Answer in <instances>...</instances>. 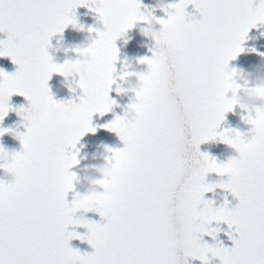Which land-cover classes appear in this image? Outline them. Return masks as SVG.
I'll return each instance as SVG.
<instances>
[{"label":"snow or ice","instance_id":"6c2138e0","mask_svg":"<svg viewBox=\"0 0 264 264\" xmlns=\"http://www.w3.org/2000/svg\"><path fill=\"white\" fill-rule=\"evenodd\" d=\"M178 0L175 15L148 18L139 0H123L121 11L103 18V31L92 42L97 64L93 75L82 81L79 103H57L48 81L58 65L48 55L53 36L69 26L77 27L75 10L96 0H0V57L17 66L11 75L0 71V93L23 96L29 104L18 115L25 121L21 151L17 153L18 182L0 185V264H264V122L257 126L261 138L244 148L243 164L218 163L199 147L219 140L230 144L229 133L218 131L233 107L226 100L235 86V72L228 65L241 52L250 29L264 25V0ZM192 5L200 19L187 15ZM146 19L174 36L157 42L147 66V88L137 93L141 102L137 118L126 128L121 117L105 125L118 133L124 147L108 149V163L119 180L106 185L99 216L105 223L88 221L81 236L73 217L76 146L86 134H95L92 118L111 111L109 98L118 58L116 40ZM61 105L74 110L70 133L56 137L45 122L47 108ZM130 107L127 106V108ZM11 109L0 108V122ZM127 111V109H126ZM11 130H0V136ZM239 135V133H236ZM3 149L0 148V152ZM216 173L228 177V192L239 203L229 209L227 200L208 209L212 191L204 177ZM215 222L226 224L233 247L203 243ZM234 229V234L231 231ZM233 235L237 238L233 239ZM78 239L93 249L81 254L69 246ZM211 258V259H210Z\"/></svg>","mask_w":264,"mask_h":264},{"label":"water","instance_id":"95a60500","mask_svg":"<svg viewBox=\"0 0 264 264\" xmlns=\"http://www.w3.org/2000/svg\"><path fill=\"white\" fill-rule=\"evenodd\" d=\"M142 5L141 12L146 14V9L152 8L156 4V0H139ZM168 4L178 3V0H166ZM259 4V0H256L253 7ZM187 15L194 17L196 20L200 19L199 13L194 9L192 5H189L186 9ZM75 17L77 20V27L69 25L62 34L53 36L50 40V45L47 49L48 55L51 57L52 62L56 65H60L66 60H75L76 57L72 51L75 47L84 45L87 46L95 40L96 32H89L90 28L99 29L103 31V26L99 24L98 17L93 11L89 10V7H79L75 10ZM156 19H166L162 12L157 11L155 13ZM156 29L159 28V24L153 22ZM146 27L143 23H137L132 29L128 30L123 36L116 40V47L118 49V58L115 65L116 75H119L123 67L127 63H131L134 67H137L138 71H147L146 65H136V61L141 58H151L150 49L154 48V42L145 40L140 30ZM7 39V34L0 33V41ZM243 52L240 53L234 60H231L228 65L229 72H236L239 75L255 76L264 75V25H257L256 28L250 29L244 43L241 45ZM0 71L6 74H13L17 71V66L14 65L10 58L0 57ZM237 84H242L241 79L236 80ZM62 77L57 74H53L48 81V88L53 99L57 102L73 101L79 103V98L82 95L80 89L77 88L76 93L73 95L69 93L66 87H62ZM75 87V85H73ZM230 95V93H229ZM109 98L115 101V105L110 112L104 116L96 114L92 118V127L97 130L95 134H86L81 138L76 146V151L79 153L77 159L78 164L71 168L70 173L75 174L78 177H82L83 170L89 166H102L105 161L100 158H93L94 154L101 153L105 148L112 150L123 149L124 145L120 138L113 132L107 131L105 125L112 122L116 117H122L127 109L128 104L132 99L131 94L118 95L115 85L109 93ZM29 107L28 101L20 95H13L10 98V111L2 122H0V130H18L21 133H25V121L17 114L21 108L27 109ZM245 113L241 109L234 108L233 111L226 113L223 123L220 125L218 131L239 130L241 132H248L250 126L242 122V117ZM0 148L3 150H9L14 152L21 151V143L18 140H14L10 135V131L0 136ZM201 153H206L210 157L215 158L218 163H226L229 156L232 155L231 149L220 142L219 140L214 142H207L201 144L199 147ZM3 176V172L0 171V177ZM208 181H215L218 177L215 174H211ZM227 180L228 177H223ZM84 189L80 184L74 183V191L70 192L67 196V202L71 203L73 197L77 193H83ZM205 200L214 201V207H220L227 200L229 209L235 208L239 201L234 198L229 192H221L217 190L215 193H206ZM89 221L95 223H105L99 213H89L86 217ZM215 227V225H213ZM75 230L79 235L86 234L85 228L73 229L69 227V231ZM229 228L226 224L220 225V232L217 235L216 241H213L210 236L203 237V243L213 245L214 243H220L226 248H232V239H229L227 233ZM234 234V229L231 230ZM237 237L233 235V239ZM69 246L78 250L81 254H91L93 249L85 241L81 242L78 239H73L69 242ZM211 259V258H210ZM188 264H201L199 260L189 259ZM211 264H220L218 259H211Z\"/></svg>","mask_w":264,"mask_h":264},{"label":"clouds","instance_id":"9594fccd","mask_svg":"<svg viewBox=\"0 0 264 264\" xmlns=\"http://www.w3.org/2000/svg\"><path fill=\"white\" fill-rule=\"evenodd\" d=\"M171 4L166 3V0H156V4L152 8L146 9L145 16L148 18H156L157 11L162 12L165 17L175 15V9L170 8ZM98 11L94 12L98 17V22L103 26V18L108 15H114L121 11L123 7V0H96L92 5ZM153 20L146 19L143 23L146 27L140 30L141 36L145 40L154 42V46L159 50L157 42H166L174 36L171 28H165L159 25L156 29ZM96 31H100L96 29ZM93 42V41H92ZM76 57L75 60H66L58 65V69L54 74L62 77V87H66L71 94H75L77 88L81 90L80 84L82 81L90 79L93 75V66L97 64L98 60L95 55L92 43L84 46L80 45L73 50ZM242 53V52H241ZM136 65H141L139 60ZM233 87L226 93L227 102L234 108H239L245 113L242 117V122L250 126L248 132H241L234 130L229 133L230 144H226L231 151L232 155L229 156L228 161L237 164L245 162L244 148L257 142L261 138V133L258 131L257 126L260 122H264V75H251L244 76L235 72ZM241 79L242 84H237L236 80ZM148 76L146 71H138L131 63L124 65L119 75L114 73L113 85L116 87L118 95L131 94L132 99L121 117V125L126 128L131 122L137 118V106L141 100L137 93H141L147 88ZM75 85V87H73ZM230 93V95H229ZM7 92L0 93V108L10 109V98ZM76 115L74 110H70L67 106L54 105L47 108L45 112V122L48 129L56 137H64L71 131L69 120ZM239 133V135H236ZM118 137L122 132L115 133ZM10 135L14 140L21 143L24 133L18 130H11ZM18 152L3 150L0 152V171L3 176L0 177V185L5 188L14 186L18 182L17 168L20 164ZM111 153L105 148L101 153L94 154L93 158H100L105 161L102 166H89L83 170L82 177L76 176L74 183H78L84 189L83 193H77V198L74 201L73 217L76 222V228H84L83 226L89 221L86 217L89 213H99L100 203L103 200L106 185H110L119 180L117 169L108 163ZM215 174L218 179L215 181H208V177ZM224 175L210 173L204 177V182L212 189L208 193H215L217 190L228 192L230 184L224 180ZM216 207L208 209L209 214H214ZM215 225V227L213 226ZM220 225L215 222L207 225V231L210 233L220 232Z\"/></svg>","mask_w":264,"mask_h":264}]
</instances>
